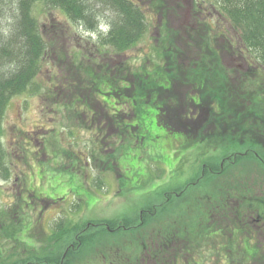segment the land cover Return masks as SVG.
Here are the masks:
<instances>
[{"label": "trees", "instance_id": "trees-1", "mask_svg": "<svg viewBox=\"0 0 264 264\" xmlns=\"http://www.w3.org/2000/svg\"><path fill=\"white\" fill-rule=\"evenodd\" d=\"M155 1L163 10V1ZM212 1L232 32L230 41H218L219 35L227 38L219 29L222 24L214 22L212 26L206 19L199 20L201 33L191 36L196 30L187 25L186 41L179 45L169 40L162 45L163 64L155 65L162 71L161 75L155 71L152 75L147 73L144 71L147 67L132 72L122 62L116 66H98L97 71L81 64L80 59L71 64L72 77L55 91L56 98L68 104L65 108L68 111L87 115L91 108L92 115L93 108L88 104L96 101L98 108L95 109L101 111L105 124L116 127L115 138L125 133L126 120L142 116L143 103L157 104L156 122L182 132L183 147L202 143L204 146L206 142V149L221 150L219 154L214 153L215 157L200 160L197 173L190 178L195 183L193 189L189 191L184 182L175 188L178 195L171 190L164 191L160 200L155 203L150 200L131 216L122 214L84 222L60 218L47 236L38 239L37 247L32 245L34 251L30 247L24 257L15 253L16 248L7 250V256L0 257V264H93L95 257L108 264L112 261L110 256L116 254L109 244L123 251L122 245L127 246L125 242L142 246L146 252L149 248L153 264L154 261L156 264H185L177 263L176 258L187 254L166 247L176 240L179 231L186 230L184 235H187L193 228L197 241L206 233L222 236L227 230L235 234L233 237L237 238L226 239L227 242L220 237L217 243L220 245L208 254L218 259L224 257V264L264 262V252L256 251V243H247L246 247L244 242L240 243L238 235L242 228L238 219L241 214L235 215L233 211L225 230L219 225L213 229L207 224V218L202 221L195 214V209L202 211V201L196 202V194L204 198L214 196L216 203L220 202V197L243 198L239 207L256 214L257 185L260 181L264 184V0ZM38 2L48 9L63 10L74 23L96 31V43L100 47L97 52L102 55L109 51L118 54L133 47L147 29L143 9L135 0H0V166L6 164L1 119L9 99L29 88L38 89L35 76L44 60L54 57L50 54L57 55L60 63L67 59V48L55 42L59 38H52L50 31L38 25L33 15ZM100 26L104 29L100 30ZM187 51L193 54L182 67L180 60ZM224 52L235 54L233 57L239 61V66H226L221 59ZM179 81L188 89L180 93L183 99L176 101L179 92L174 87ZM99 90L114 93V100H101L96 95ZM138 124L141 125L140 120L135 127ZM8 171L5 168L0 173L8 174ZM239 207H235V212L239 213ZM146 225L151 227V243L150 234L137 236ZM12 226L9 219H0V243L10 238ZM3 248L4 245L0 247V254L1 251L4 254ZM165 251L167 262H163ZM200 252L195 255L200 257ZM127 259L129 264L135 263L134 258Z\"/></svg>", "mask_w": 264, "mask_h": 264}, {"label": "rangeland", "instance_id": "rangeland-1", "mask_svg": "<svg viewBox=\"0 0 264 264\" xmlns=\"http://www.w3.org/2000/svg\"><path fill=\"white\" fill-rule=\"evenodd\" d=\"M135 1L143 9L146 31L133 47L118 54L109 51L105 55L97 52L96 31H88L79 23H74L61 9H48L40 2L33 8L38 25L50 31L52 38L58 37L55 42L62 43L68 54L64 63L58 62L57 55L50 54L54 57H47L35 76L38 89L33 91L29 88L12 96L1 119V140L8 152L7 163H17L20 168L17 173L23 176L20 235L24 241L21 245L33 244L37 247L38 239L47 236L60 218L84 222L122 214L135 215L145 203L160 200L164 191L181 187L189 181L197 173L201 159L221 153L219 149H206L203 143L183 147L184 134L168 129L162 122L157 123V104L151 101L140 106L142 116L124 122L128 125H125V133L115 138L116 127L107 122L105 124L104 118H101L103 114L95 109L98 108L96 101L88 104L94 114H90L89 108L85 115L84 112L66 110L68 104L56 98L55 91L64 85L68 77H72L71 64L80 59L81 64L97 71L98 66H116L122 62L132 72L147 67L144 70L147 73L152 75L155 71L161 75L162 71L156 69L155 65L163 64L162 45L169 40L179 45L186 41L187 25L196 30L192 32L191 36H194L202 32L199 20L206 19L212 26L214 22L222 24L219 29L227 38L219 35L218 41L231 40L232 32L219 16L212 0H162L163 10L155 0ZM192 54L187 51L185 58L182 56V67ZM233 55L222 53V62L226 66L237 65L239 61ZM186 89L183 81L175 84L174 90L179 92V96H175L176 101L183 99L180 93L183 94ZM108 92L99 90L96 95L101 100H114V93L106 94ZM139 120L141 125L135 127ZM16 145L18 156L13 151ZM5 186L8 187L0 181V191L7 190ZM192 187L189 185L187 188L190 191ZM4 199L5 196L0 194V208ZM150 229L144 226L137 236L143 233L148 236ZM151 235L148 237L150 243L153 240ZM129 238L133 239L131 236ZM125 243L127 246L122 245L123 251H127L132 258L134 250L146 252L142 246ZM4 244L0 243V247ZM109 245L114 250H122L114 244ZM147 251L143 257L146 263L151 254L149 248ZM210 252H200L199 259H195L194 263L224 264V257L218 259L215 255L209 256ZM170 256L174 257L173 254ZM149 258L150 264H153L151 256ZM92 259L95 260L93 264L100 263L99 258Z\"/></svg>", "mask_w": 264, "mask_h": 264}, {"label": "flooded vegetation", "instance_id": "flooded-vegetation-1", "mask_svg": "<svg viewBox=\"0 0 264 264\" xmlns=\"http://www.w3.org/2000/svg\"><path fill=\"white\" fill-rule=\"evenodd\" d=\"M92 114L94 113L93 110H91ZM30 139V138H29ZM31 140V139H30ZM1 140L2 147L4 148L3 151H5V158L6 164L3 166H0L1 169L8 168V174H1L0 173V181H2L5 185H8V187H4V189H7L5 191H0V194L5 196L4 199V204L3 207L0 208V219H4L7 221L9 219L12 223L13 226L11 228L10 233L12 234L10 238H6L7 242L4 244V254L1 251V259L5 258L7 256V250L13 251L14 248H16V254L18 255L19 253L27 256L29 253V249L34 248L32 245L27 246L21 245L19 242H23V238L21 237L20 234H22V223L21 218H22V212H23V204H22V193H23V176L20 177L17 172H20V168L17 163L9 165L7 163V154L8 152L6 151V147L4 143ZM32 142V141H31ZM30 142V143H31ZM206 145V142H204V146ZM207 147V146H206ZM14 154L18 156L17 152V145L16 148H13ZM214 151V150H213ZM215 157V154H213ZM220 167H222V161L220 163ZM23 175V171H21ZM262 180V179H261ZM187 187L189 185H195L192 180L186 181ZM186 186V185H185ZM258 188V198L255 199L256 201V214H252V212H246L244 207H239V201L244 202L243 198L241 200H234V198H231L229 196L227 197H220L218 200L220 202L216 203L217 199L214 196H208L204 198L202 195L200 196L196 194V202L199 204V200L202 201V211L195 209V214H198V216L202 219H208V223L210 224L213 229H216L219 225L224 228V230L228 227L230 224L229 220L232 218V212L234 211L235 215L241 214V218L238 219L241 221L240 226L242 228V231L238 235L240 238V243L244 242V245L246 247L247 243H256L254 246L256 247V251L264 252V184L262 181H260L257 185ZM173 194L178 195V192H176L175 188L170 189ZM197 192V191H196ZM253 199V198H250ZM254 200V199H253ZM234 201V202H231ZM234 204V207H233ZM243 204V203H242ZM244 205V204H243ZM235 207L240 208L239 213L235 212ZM208 212V213H207ZM229 221V222H228ZM15 225V226H14ZM231 226L229 227V229ZM212 230V229H211ZM21 231V232H20ZM192 232H188L187 235H184L186 230H181L177 233V237L175 238L176 240H173L170 244H165L169 245L166 248L173 249L176 251H179L180 253H185L187 255H177V263L181 261L182 263L185 264H191L194 263L195 259H199L198 255H195L196 252H202V251H207L210 252L213 248L218 247L217 243L220 241V237L223 238L222 241H226V239H232L235 238L233 237L235 234L230 233L229 231L225 230L223 235H218L216 236L214 233H206L200 235L201 240L197 241L196 238V231L193 228L191 230ZM20 232V233H19ZM237 235V234H236ZM237 238V237H236ZM235 238V239H236ZM243 238V239H241ZM168 242V239H167ZM226 245V244H224ZM222 246V245H221ZM220 246V247H221ZM227 246V245H226ZM32 251V252H33ZM116 254L113 256H110L112 261H110L108 264H129L130 261L127 258H130L131 256L127 254V251H119L116 250L114 251ZM134 254L133 258L135 259L134 264H150V256L148 258V263H146V260L143 258L145 257V253L147 252H135L133 251ZM127 254V255H126ZM143 254V255H142ZM166 251L164 252V257L166 255ZM122 259V261L119 260ZM126 259V260H125ZM168 258L165 257L163 262H167ZM198 262V261H197ZM100 264H104V261ZM195 264V263H194ZM260 264H264V262H261Z\"/></svg>", "mask_w": 264, "mask_h": 264}]
</instances>
